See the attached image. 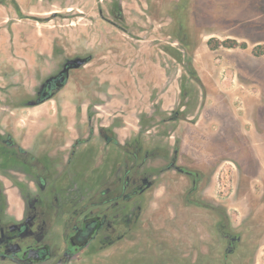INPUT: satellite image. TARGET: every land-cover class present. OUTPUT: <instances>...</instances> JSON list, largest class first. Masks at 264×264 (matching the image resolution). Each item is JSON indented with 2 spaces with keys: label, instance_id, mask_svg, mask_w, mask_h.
Wrapping results in <instances>:
<instances>
[{
  "label": "flooded vegetation",
  "instance_id": "obj_1",
  "mask_svg": "<svg viewBox=\"0 0 264 264\" xmlns=\"http://www.w3.org/2000/svg\"><path fill=\"white\" fill-rule=\"evenodd\" d=\"M198 2L0 0L1 8L13 10L9 19L21 35L25 20L49 25L60 11L96 35L90 42L87 34L74 49L49 33L22 39L15 60L1 63L10 86L3 87L0 115V264H259L261 233L252 214L231 212L214 193L209 170L182 150L173 125L188 118L187 93L163 116L155 104L147 113L145 91L137 115L136 108L117 107L115 86L93 77L147 71L150 28L169 29L166 53L185 62ZM77 58L85 62L67 69ZM24 71L36 76L33 91L19 82ZM74 72L86 76L75 86V100L57 104L62 110L51 111L47 122L30 131L8 121L10 108L53 101ZM144 77L147 88V72Z\"/></svg>",
  "mask_w": 264,
  "mask_h": 264
},
{
  "label": "rangeland",
  "instance_id": "obj_2",
  "mask_svg": "<svg viewBox=\"0 0 264 264\" xmlns=\"http://www.w3.org/2000/svg\"><path fill=\"white\" fill-rule=\"evenodd\" d=\"M54 9L61 8L56 5ZM60 12L62 16H57L49 25L25 20L21 35L16 19H9L14 17L13 10L0 7L1 116L6 111L1 104L5 98L3 87L10 86V81H4L1 75V63L15 60L16 54L21 53L23 40L46 37L45 33H49L72 43V49L77 48L87 34L90 42L95 41L92 37L96 35L85 29L82 19H66L65 11ZM103 31L118 35L116 31ZM170 33L169 29H147V71L115 70L111 72L122 74H94L93 77L103 85L115 86L118 90L115 95L122 102L117 107L127 108L137 115L141 109L138 102L143 101L140 97L145 96V91L147 113L154 111L155 104L159 105L163 116L178 109L183 93H187L188 118L173 125L181 138L182 150L194 156L201 168L209 170L214 193L224 200L231 212L238 216L252 214L253 225L261 233L257 258L259 264H264V0H199L193 27L187 31L188 49H184L183 63L166 53L165 45L172 40ZM119 35L129 39L127 35ZM211 38L236 40L246 43V47L221 45L213 49L209 46ZM59 45L65 50L62 42ZM192 69L197 74L195 78L190 73ZM26 73L19 72V82L23 81V87L33 91L36 76ZM85 77L81 72H74L69 85L53 101L33 108H10L8 121L22 123L17 125L19 129L25 127L31 131L32 127H40L47 122L51 111L62 110L57 104L75 100V86ZM134 108L136 111L132 112ZM70 113V117L74 116ZM40 141L36 138V146Z\"/></svg>",
  "mask_w": 264,
  "mask_h": 264
},
{
  "label": "trees",
  "instance_id": "obj_3",
  "mask_svg": "<svg viewBox=\"0 0 264 264\" xmlns=\"http://www.w3.org/2000/svg\"><path fill=\"white\" fill-rule=\"evenodd\" d=\"M226 46V47H234L235 45H240L242 47H246V43H240V42H236V40H232V39H227V40H219L216 38H211L209 40V46L211 48H217L219 46Z\"/></svg>",
  "mask_w": 264,
  "mask_h": 264
},
{
  "label": "water",
  "instance_id": "obj_4",
  "mask_svg": "<svg viewBox=\"0 0 264 264\" xmlns=\"http://www.w3.org/2000/svg\"><path fill=\"white\" fill-rule=\"evenodd\" d=\"M83 62H85L84 59H72V60H69L68 62V66H67V69L69 68H72V67H79L81 64H83ZM62 74L64 73V71L61 72ZM60 80H62L63 82H65V78L64 77H59ZM51 79H49L48 81H50ZM43 100L42 99H38L37 101H31L29 102L30 105H36V104H39L41 103Z\"/></svg>",
  "mask_w": 264,
  "mask_h": 264
}]
</instances>
